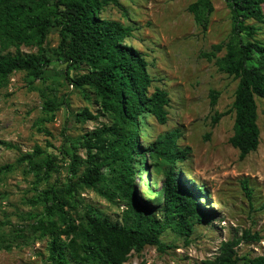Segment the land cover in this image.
Returning a JSON list of instances; mask_svg holds the SVG:
<instances>
[{
  "label": "rangeland",
  "instance_id": "rangeland-1",
  "mask_svg": "<svg viewBox=\"0 0 264 264\" xmlns=\"http://www.w3.org/2000/svg\"><path fill=\"white\" fill-rule=\"evenodd\" d=\"M197 1L119 0L120 6L110 5L101 14L104 19L136 28L134 37L125 43L141 52L149 64L148 72L155 80L149 94L162 88L170 96L166 125L158 124L150 115L140 118V146L148 153L159 136L178 130L182 135L179 146L190 147L191 153L186 161L176 164V174L198 190L199 202L209 215L206 224L196 225L190 243L169 230L161 237L170 246L165 253L147 246L141 252H133L125 264H204L219 254L223 242L241 237L244 231L258 233L261 241L243 242L237 249L238 256L264 255V100L257 98L259 148L241 161L239 151L229 143L239 81L219 70L217 62L226 50L215 58L205 55L212 46L233 39L231 11L225 0H211L213 12L208 14L201 9L202 21L197 22L188 10ZM257 28L254 40L264 43V24H257ZM59 44V32L53 29L44 44L53 62L40 79L20 71L0 87V139L4 142L0 145V167L13 165L12 171L0 176V264L47 263L50 239L41 237L32 225L49 217L46 204L33 201L44 191L69 182L74 153L71 140L113 122V116L103 111L93 90L74 86L71 80L84 70L64 63L58 54ZM20 51L37 53L38 48L22 46ZM8 52L14 54L16 49ZM212 91L220 93L214 107ZM47 102L56 109L48 110ZM86 108L96 117L85 123L76 122L75 115ZM220 113L227 115L214 125L213 118ZM37 146L57 158L58 168L48 176L44 169L33 171L29 162L18 163L22 156L33 154ZM78 153L85 157L84 150L79 149ZM44 156L33 157L32 162L40 164ZM132 167L137 197L160 217L162 204L156 202V197L170 165L147 154L143 169H138L136 161ZM119 169L112 164L105 173L111 179L117 177ZM245 181L252 190L251 200L244 190ZM99 189L110 191L111 184L105 183ZM78 191L80 205L71 210L74 217H82L90 206L102 218L122 224L128 221V204L121 195L111 202L83 185ZM50 219L60 221L59 216Z\"/></svg>",
  "mask_w": 264,
  "mask_h": 264
},
{
  "label": "trees",
  "instance_id": "trees-1",
  "mask_svg": "<svg viewBox=\"0 0 264 264\" xmlns=\"http://www.w3.org/2000/svg\"><path fill=\"white\" fill-rule=\"evenodd\" d=\"M225 3L234 22L233 39L212 46L205 55L215 58L226 50L217 62L219 70L239 81L232 105L235 121L229 143L239 151L242 161L260 145L257 98L264 100V43L254 40V36L257 24H264V0H225ZM110 5L120 6L119 0H0V51L16 49L14 54L0 53V87L15 72L24 71L40 79L53 62L44 44L49 33L56 29L60 36L59 56L68 67L84 70L71 80L74 86L93 90L103 111L113 116L111 125L71 140L74 153L69 164V182L44 191L33 201L45 203L49 217L32 225L41 237L50 239L46 264H125L133 252H141L147 246L165 253L170 246L162 242L163 234L170 230L188 244L196 225L206 224L209 219L199 202L198 190L188 186L175 171L176 164L186 161L191 153L190 147L179 146L181 133L175 130L159 136L148 153L140 146V118L150 115L158 124L166 125L171 100L162 88L149 94L155 82L148 72L149 64L141 52L125 43L134 37L136 28L102 18V12ZM201 9L212 13L211 0H198L189 6L197 22L202 21ZM243 35L251 41H245ZM22 46L37 47L38 52L22 53ZM219 95L211 92L212 107ZM46 105L48 110L56 109L52 102ZM226 115L216 114L213 124ZM95 117L86 108L75 115V120L85 123ZM0 145H4L1 139ZM79 149L85 151V157L79 155ZM147 154L170 165L156 197V202L162 204L160 217L142 204L135 193L132 163L136 161L138 169H143ZM43 155L40 164L32 162L33 157ZM23 162H29L33 171L44 169L46 176L58 168L57 158L45 154L38 146L33 154L18 159V163ZM112 164L120 169L116 171L117 177L109 179L105 168ZM12 169L13 165L0 167V176ZM105 183L111 184L110 191L99 189ZM79 185L97 190L111 202L121 195L128 204V221L122 224L102 218L90 206L82 217H74L71 210L80 205ZM243 186L251 200L248 182ZM54 216H59L60 221L50 219ZM260 241L258 233L244 231L241 237L223 242L219 254L204 264H264V255L239 257L237 252L243 242Z\"/></svg>",
  "mask_w": 264,
  "mask_h": 264
}]
</instances>
